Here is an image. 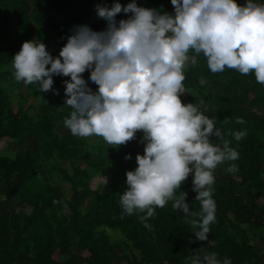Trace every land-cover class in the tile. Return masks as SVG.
Listing matches in <instances>:
<instances>
[{
  "label": "trees",
  "instance_id": "16d2710c",
  "mask_svg": "<svg viewBox=\"0 0 264 264\" xmlns=\"http://www.w3.org/2000/svg\"><path fill=\"white\" fill-rule=\"evenodd\" d=\"M112 2L0 0V142L10 140L12 152L0 148V264H190L191 257L211 252L231 264H264V85L253 73L227 67L213 73L202 54L184 71L182 104L199 105L239 154L213 170L215 222L205 241L193 234L197 229L191 220H199L200 203L194 200L191 174L177 194L187 193L193 216L173 209L168 201L155 208L146 228L141 219L145 213L123 212L125 173L137 166L136 154H143L141 132L123 145L93 144L64 126L70 106L50 105L36 112L33 103H27L35 96L42 106L44 94L53 92L14 79L12 57L22 42L37 39L57 56L73 25L103 30L106 21L96 16L94 6ZM119 2L123 6L130 0ZM136 3L172 12L170 0ZM130 14L119 13L116 19ZM189 55L196 54L190 50ZM81 75L95 91L89 72ZM67 79L53 76L52 88L58 92L53 95L63 101ZM237 131L247 134L237 141ZM212 142L221 141L213 137ZM125 154L132 158L126 160ZM229 164L238 170L227 172ZM94 177L100 179L92 186ZM62 182L70 184L68 197ZM29 207L30 215L25 214Z\"/></svg>",
  "mask_w": 264,
  "mask_h": 264
},
{
  "label": "clouds",
  "instance_id": "9594fccd",
  "mask_svg": "<svg viewBox=\"0 0 264 264\" xmlns=\"http://www.w3.org/2000/svg\"><path fill=\"white\" fill-rule=\"evenodd\" d=\"M171 13L138 6L136 0L123 6L96 4L95 14L106 21L101 31L87 24L73 25L57 56L37 39L22 42L12 57L13 76L25 85L38 83L40 92L52 91L53 76H66L64 105L72 111L63 124L74 136H99L108 145H123L136 133L143 154H136V167L125 173L127 185L120 205L127 215L143 212L155 215L156 207L172 201V207L194 215L186 202L182 183L192 176L194 200L200 203L199 220L191 223L198 241L208 239L209 225L215 222L212 198L218 164L238 159V152L223 139L214 121L194 103L182 104L184 71L206 58L213 73L226 67L240 74L253 73L264 85V0H170ZM128 14L116 19L117 14ZM190 50L196 55H189ZM97 88L88 87L82 73ZM242 123L243 121H238ZM246 131L233 133L239 141ZM220 140L213 143L212 138ZM126 160L131 159L125 154ZM229 164L226 171L236 172ZM107 178L103 177L104 185ZM19 211V209H17ZM31 207L25 214H31ZM190 264H231L215 252L197 254Z\"/></svg>",
  "mask_w": 264,
  "mask_h": 264
},
{
  "label": "rangeland",
  "instance_id": "374dc122",
  "mask_svg": "<svg viewBox=\"0 0 264 264\" xmlns=\"http://www.w3.org/2000/svg\"><path fill=\"white\" fill-rule=\"evenodd\" d=\"M236 3L238 5H242L244 4V0H236ZM172 11H173V6L171 7ZM186 93V91H185ZM39 97H31L30 100H28L27 103H30L32 102L33 104V110L38 112L40 110H48L49 109V106L52 105V106H56V108H64L66 107V105H64V101L61 97L59 96H54L52 93L48 92V93H45L44 94V104L42 106L38 105V99ZM13 100H15V98H12ZM46 103V104H45ZM184 104V103H183ZM86 140L90 143H93V144H96L100 141H102L103 143H106L105 141H103V139L99 136H90V137H85ZM10 146H11V141L8 140V139H5L3 141L0 142V148L3 152H7L8 154L12 155V152L10 150ZM97 149V147H96ZM100 179V178H97V177H94L92 180H91V185L92 186H95L97 180ZM55 181H58L57 178L54 179ZM62 185L63 187L65 188V191H66V195L67 197L70 195L71 193V188H70V184L67 183V182H62ZM115 238V237H114Z\"/></svg>",
  "mask_w": 264,
  "mask_h": 264
}]
</instances>
